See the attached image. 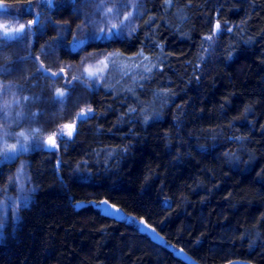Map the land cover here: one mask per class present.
<instances>
[{"label": "trees", "instance_id": "obj_1", "mask_svg": "<svg viewBox=\"0 0 264 264\" xmlns=\"http://www.w3.org/2000/svg\"><path fill=\"white\" fill-rule=\"evenodd\" d=\"M80 4L53 6L30 45L0 46V64L19 65L2 82L40 97L20 105L42 113L31 125L47 132L84 103L94 113L57 148L18 156L33 194L3 228L0 264H264V0H141L129 32L74 48ZM90 54L116 64L99 63L100 80L76 82L65 105L49 102L35 55L55 69Z\"/></svg>", "mask_w": 264, "mask_h": 264}, {"label": "rangeland", "instance_id": "obj_2", "mask_svg": "<svg viewBox=\"0 0 264 264\" xmlns=\"http://www.w3.org/2000/svg\"><path fill=\"white\" fill-rule=\"evenodd\" d=\"M65 2H69V0H53V3L51 4V6H49L43 2H37V0H33L30 2H26V3L13 4V5L12 4H4V3L0 2V5L7 6L8 11L10 12V14H8V15L0 14V26L6 24V25H8V27L10 29H12V28H19L20 25H22V24L26 25L27 28L30 29V32H29V34H27L25 36L27 38L24 37L23 39H26L27 40L26 42H28V45H30L31 39H33L35 29L38 26L45 23L47 21V19L49 18L48 17L49 10L53 6H57V5L65 3ZM140 2H141V0H140ZM96 7H97V5L95 3L84 4L83 0H81V4L77 7L79 9V12H77V13L82 18L81 19L82 21L80 24H78L76 30L74 31L73 36H74V38H76V40L82 39L84 35H86L90 31H92L93 29L96 32H99L100 28H105V30L107 31V29L111 28V26L113 24L119 25L120 21L123 19V16L128 11L135 12V9L132 6H129L128 8L122 7L120 9L119 15H117L116 13H111L107 16H104L102 13L93 15V13L96 10ZM109 7H113V4H107L104 7V10L106 11L107 8H109ZM140 9H141V6L139 5V13H140ZM84 13H88L90 15L91 20L94 21V24L92 25V27H89V25H87L85 23ZM139 13H138V15H139ZM138 15H134L130 21H125V26L123 27L122 34L130 31V29L133 27L135 17H137ZM37 17H39V20L41 23L29 25V21H33ZM58 25H61V24H58ZM216 25L214 27L213 32L209 36L205 37V44H206L207 48H209L210 46L213 45V41L216 37V34L220 30V29L219 30L216 29ZM60 28H61V26L59 27V30H60L59 36L62 38L66 29L64 30V29H60ZM0 32H2V28H0ZM207 37H211V39H207ZM50 52H52V51H50ZM27 55H28L27 51H24L22 53L23 57H27ZM48 56L53 61H56V59H57L53 55V52L49 53ZM102 57H103V54H96V55L90 54V55L84 56L79 62H74V63L67 62L63 65L58 64L55 66V69H53L52 67L49 66L50 67L49 68V67L45 66V64L41 63L40 62V60H41L40 56L35 55V59H36V63L38 64V67L42 64L44 66V68L48 69L49 71H48L47 75L49 77H51L52 72H60V70L63 69V71L60 72V78L59 79H57V78L49 79L50 85L54 86V89H55L54 94H55L57 89H62L63 85L64 86L66 85L65 84L66 80H72L73 77L80 76L84 72L85 69L90 68L92 71H98L99 70V66H98L99 61H101L100 59H102ZM18 66L19 65L16 63L12 64L11 65V68L13 69L12 73H9V74L6 73V74L8 76L10 74H12V76H19V74L16 72ZM119 66L120 65L116 66V68L118 69ZM98 80H100L99 74L95 77L94 80H86L84 82L78 81L77 83L83 84L84 87H86V88H91L93 85H95L98 82ZM58 82L61 84V87L58 85ZM0 84H5V85L10 84L13 86L11 88V90L9 91L8 96L6 98L11 99L13 93L16 96L19 95L20 87L17 86V84H14L11 81L4 83V82H2L1 78H0ZM23 102L24 101H22L21 103L24 105ZM20 105L15 108V111H21L22 110L24 113V116L18 122L11 123V124H4L3 122H0V131H8L10 133V135L8 136V138L6 140H0V150H2L5 146L10 147L13 144H16L17 134L24 133L25 136L31 137L32 130L39 129L38 126L37 127L35 125L33 126L30 124V122H28L26 120V119L29 120L28 113L26 111H24V109L22 108L23 105L21 107H20ZM86 108H90V107L84 103L82 105L81 109H86ZM80 110L78 112H80ZM75 117H76V115L74 116L73 120L75 119ZM73 120L63 121L61 119V121H58V123H55L54 125H52V128L50 130H48L47 132H45V130H42L40 128V131L37 133V137H38L42 147L49 148V146L47 144V138L53 132L57 131V129L62 127L64 124L72 123ZM66 133H67V130L65 129L64 139L69 138ZM19 138L23 139V137H19ZM59 144H60V140L58 139L57 140V147L59 146ZM32 148L33 147H30V149H32ZM15 159H17V163H15V167L13 168L12 171H10L9 166H7L5 169H4V167L3 168L0 167V172L3 170V172L5 173V176L7 177L6 180H4L3 182H0V207H2V210H3L4 224L5 225L9 220L14 223L18 219L19 208L23 205H28L30 202V199L32 197V194H33V185L30 182L26 161L23 158H19V157H16ZM11 162H5V163H11ZM21 169H22V171H21ZM10 172H11V176L9 175ZM10 179L12 180V183H9ZM114 214L118 215L119 217H122V218H127L125 213H123L122 211H120L118 214H116V213H114ZM235 264H251V263H249V262H238Z\"/></svg>", "mask_w": 264, "mask_h": 264}, {"label": "snow or ice", "instance_id": "obj_3", "mask_svg": "<svg viewBox=\"0 0 264 264\" xmlns=\"http://www.w3.org/2000/svg\"><path fill=\"white\" fill-rule=\"evenodd\" d=\"M37 2H43L49 6L53 3V0H37ZM69 3H71L73 6L76 5L77 0H69ZM84 4L88 3H95L97 5L95 14L102 13L104 16H107L111 13H116L117 15L120 14V9L128 8L129 6H132L135 9V12L128 11L124 16L123 19L120 21V24H113L111 28L105 30V28H100L99 32H96L94 29L90 32H88L86 35L83 36L82 39L76 40L73 47L79 48L81 45L85 44L87 41L90 40H100V39H110L113 36H120L122 35L123 27L125 26V21H130L134 15H138L139 13V5L140 0H83ZM107 4H113V7L107 8V10H104V7ZM74 12H79V9L76 7H73ZM0 14L8 15L10 12L8 11V7L5 5H0ZM85 16V23L89 25V27H92L94 24V21L91 20L90 15L88 13H84ZM39 17H37L33 21H29V25L31 24H40ZM2 28V32H0V46H6L8 42L11 41H18L23 39L27 34H29L30 29L27 28L26 25H20L19 28H12L10 29L8 25H2L0 26ZM216 29H220V24L217 23ZM207 39H211V37H207ZM109 62L112 63L113 66L116 64V60L113 56V54H109L107 57L104 58V60L99 61V63L104 64L105 68L108 67ZM13 69L6 65V64H0V74H6L10 73ZM48 69L44 68V66L41 64L38 68H36V73L38 75H42L45 79H51V78H60V72L63 71V69L60 70V72H52L51 77L47 75ZM99 71H92L90 68L85 69L84 72L80 76H75L72 78V80H66L65 84L68 86L67 90H61L57 89L55 94L49 97V102L54 104H61L65 105L68 97L70 96V89H72L76 82H84L86 80H94L95 77L99 74ZM147 71H151L150 69H147ZM13 86L12 85H5L0 84V122H3L4 124H11L18 122L23 116V111H15V108L18 107L22 100L28 101V100H34L39 101L40 97H18L14 93L11 97V99L6 98L8 96L9 91L11 90ZM130 111H132L130 109ZM42 113H36V112H29L28 118L34 120L36 116ZM93 109L92 108H86L81 109L80 112L76 114L75 119L70 124H64L62 127L57 129V131L53 132L47 140V144L49 146L48 150L55 149L57 147V140H64L65 136V129L67 130V136L72 137L75 133L76 123L77 121L83 123L86 119H88L91 115H93ZM40 131V129L32 130L31 137L25 136L24 133L17 134V142L16 144H13L12 146L8 147L5 146L2 150H0V166L3 165L5 162H11L19 155L26 153L29 151L30 147L33 148H40L42 147L38 137L37 133ZM10 133L8 131H0V140H6ZM19 137H23V139H20ZM22 171V169H21ZM9 183H12V180L10 179ZM107 204V202H103ZM105 211H108V209H105ZM4 216H3V210L2 207H0V234H2L3 228H4Z\"/></svg>", "mask_w": 264, "mask_h": 264}, {"label": "water", "instance_id": "obj_4", "mask_svg": "<svg viewBox=\"0 0 264 264\" xmlns=\"http://www.w3.org/2000/svg\"><path fill=\"white\" fill-rule=\"evenodd\" d=\"M47 140H48V138H47ZM101 206H102L103 212H105V213H116V214L119 213V208L114 206V205H112V204H110V203H108V202H107V204L102 203ZM105 209H108V211H105ZM139 229L140 230L146 229V230H149V231L152 230L151 227L146 225L145 222H143V221L140 222ZM175 255H177L178 257L182 258L183 260H187V256H186L185 252L182 249H177L175 251ZM194 264H196V263H194Z\"/></svg>", "mask_w": 264, "mask_h": 264}]
</instances>
